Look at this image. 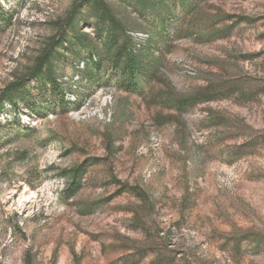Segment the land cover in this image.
Here are the masks:
<instances>
[{
    "label": "rangeland",
    "instance_id": "1",
    "mask_svg": "<svg viewBox=\"0 0 264 264\" xmlns=\"http://www.w3.org/2000/svg\"><path fill=\"white\" fill-rule=\"evenodd\" d=\"M0 264H264V0H0Z\"/></svg>",
    "mask_w": 264,
    "mask_h": 264
},
{
    "label": "trees",
    "instance_id": "2",
    "mask_svg": "<svg viewBox=\"0 0 264 264\" xmlns=\"http://www.w3.org/2000/svg\"><path fill=\"white\" fill-rule=\"evenodd\" d=\"M120 53H121V51H117L115 54V57L112 59V67L113 68H116L122 61L121 57L119 56Z\"/></svg>",
    "mask_w": 264,
    "mask_h": 264
}]
</instances>
